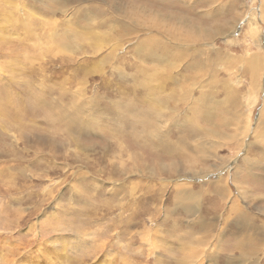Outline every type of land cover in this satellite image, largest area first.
Segmentation results:
<instances>
[{
  "label": "rangeland",
  "instance_id": "rangeland-1",
  "mask_svg": "<svg viewBox=\"0 0 264 264\" xmlns=\"http://www.w3.org/2000/svg\"><path fill=\"white\" fill-rule=\"evenodd\" d=\"M0 47V264H264V0H0Z\"/></svg>",
  "mask_w": 264,
  "mask_h": 264
},
{
  "label": "bare ground",
  "instance_id": "bare-ground-1",
  "mask_svg": "<svg viewBox=\"0 0 264 264\" xmlns=\"http://www.w3.org/2000/svg\"><path fill=\"white\" fill-rule=\"evenodd\" d=\"M145 9V8H144ZM89 13V12H88ZM91 16V18H92V15H90ZM154 21V20H153ZM176 23V22H175ZM180 23V22H179ZM109 24V23H108ZM177 24V23H176ZM200 25V24H199ZM112 26V25H111ZM159 27L158 28H164V26H166V25H158ZM174 26V25H173ZM175 26H179V25H175ZM109 28V27H108ZM167 28V27H166ZM176 29V28H175ZM190 29V28H189ZM182 30H183V28H182ZM166 31V30H165ZM177 31V30H176ZM184 32V31H183ZM197 32V31H196ZM195 32V33H196ZM202 32V31H201ZM205 32V31H204ZM193 33V32H192ZM177 36L178 37V33H176V32H172L171 31V36L172 37H174L175 38V36ZM196 35H198V34H196ZM109 36V35H108ZM202 36V35H201ZM93 37V36H92ZM91 37V38H92ZM96 37V45H102V40L100 41V38H97V37H99V36H95ZM176 37V38H177ZM148 39H151V40H155V41H157L158 39L156 38V37H147ZM201 38V37H200ZM203 38V37H202ZM178 39V41L180 40L179 38H177ZM100 41V42H99ZM183 41V40H182ZM192 41V40H191ZM195 42V41H194ZM152 47H157V50L158 51H151V54L153 55V56H155V57H161V56H163V52H166V53H170V49H169V47H162L160 44H155V45H153ZM1 48V47H0ZM171 52H172V50H171ZM0 53H1V50H0ZM217 54H219V52L217 53ZM223 56V54L222 53H220L219 54V56ZM217 56V55H216ZM218 56V57H219ZM14 57V56H13ZM17 57H19V56H17ZM25 58H27V57H25ZM221 58V57H220ZM220 58H218V59H220ZM26 60V59H25ZM25 63V62H24ZM23 63V64H24ZM26 65V64H25ZM156 76V75H155ZM152 77V76H151ZM154 77V76H153ZM150 78H148L147 79V81L149 80ZM152 79H154V78H152ZM215 79V78H214ZM217 80V79H216ZM65 90V89H64ZM62 92H64L63 90H62ZM181 92V91H180ZM180 94V93H179ZM188 94V93H187ZM73 95V94H72ZM81 95V94H80ZM204 96H205V94H204ZM184 98V100H186L187 99V95H186V93H185V96H183ZM194 97V96H193ZM192 97V98H193ZM72 98V97H71ZM76 98V97H75ZM188 99H190V96L188 95ZM74 100H76V99H74ZM193 100V99H192ZM72 102V101H71ZM76 102V101H75ZM75 102H73V104H70V105H68L67 107H65L64 108V113H68L69 114V116H68V118L69 119H67V122L68 123H73L71 126H73L74 128L76 127L75 125H79V126H85L86 125V123H89V122H91V116H90V114L88 113V108H87V105L88 104H86V103H82V102H77V103H75ZM94 105V104H93ZM93 105H91V106H93ZM95 106V105H94ZM93 108V107H92ZM171 107L170 106H168V105H162L161 106V113L163 114H160V117L162 118L164 115H165V113H166V111H170L171 109H170ZM91 110V109H90ZM93 110H94V108H93ZM96 110L97 111H101L102 109H100L98 106L96 107ZM176 112V111H175ZM101 113V112H100ZM99 113V114H100ZM94 114V113H93ZM102 115V114H101ZM170 115V114H169ZM174 115H176V114H174ZM94 116V115H93ZM157 117V116H156ZM87 120H86V119ZM146 119V118H145ZM157 119V118H156ZM187 119V118H186ZM155 120V119H154ZM144 121H146V120H144ZM158 121V120H157ZM147 122V121H146ZM160 122V121H159ZM76 123V124H75ZM184 123V122H183ZM75 124V125H74ZM157 124H158V122H157ZM181 124V123H180ZM185 124V123H184ZM159 127H161L160 125H159ZM168 131V130H167ZM195 133H193L192 135H198V137H200L201 136V130L200 129H196L195 131H194ZM208 132V131H207ZM206 132V133H207ZM212 132V131H211ZM168 133V132H167ZM185 133V132H184ZM208 134V133H207ZM184 135V134H183ZM186 136V135H185ZM170 139V138H169ZM210 138H208V140H209ZM171 140V139H170ZM163 141V140H162ZM201 141V140H200ZM181 142H183V139H179V141H177L176 143L177 144H180ZM194 143V142H193ZM172 144H173V142L172 143H167V144H165V146H167V147H165L164 148V150L165 151H173V150H175V148H173L172 147ZM180 145H182V144H180ZM194 145H196V147H197V149H202L203 147H204V143L202 144H195L194 143ZM182 147V146H181ZM192 193H195L194 191H192V190H190ZM188 195H189V193H188ZM180 196V197H179ZM179 198V200L180 201H182V202H185V203H187L190 199H189V197L187 196V194L185 193V192H181V195L179 194V193H177L176 195H175V200H177ZM192 208H196L195 207V205H193L192 206Z\"/></svg>",
  "mask_w": 264,
  "mask_h": 264
}]
</instances>
